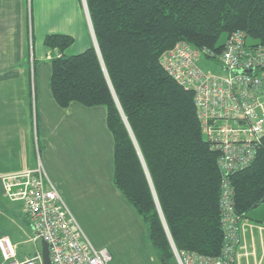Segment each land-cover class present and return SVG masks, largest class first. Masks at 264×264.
<instances>
[{
	"label": "trees",
	"instance_id": "trees-1",
	"mask_svg": "<svg viewBox=\"0 0 264 264\" xmlns=\"http://www.w3.org/2000/svg\"><path fill=\"white\" fill-rule=\"evenodd\" d=\"M97 44L71 53L73 37L49 34L56 105L103 107L112 136V184L133 209L161 264L217 256L222 248L217 152L202 135L194 95L164 67L184 42L214 49L242 30L264 42V0H85ZM33 65L35 60L33 59ZM244 219L264 199V137L255 160L231 177ZM174 246V249H173Z\"/></svg>",
	"mask_w": 264,
	"mask_h": 264
},
{
	"label": "built area",
	"instance_id": "built-area-1",
	"mask_svg": "<svg viewBox=\"0 0 264 264\" xmlns=\"http://www.w3.org/2000/svg\"><path fill=\"white\" fill-rule=\"evenodd\" d=\"M163 63L168 74L193 93L200 130L218 154L221 178L219 221L223 242L220 253L180 256L176 252L177 263L236 264L240 251L245 248L246 236L264 233V222L252 224L235 211L230 180L234 173L255 160L264 137V42L235 30L214 49L181 42L164 55ZM202 63H216L222 73L206 71ZM0 179L4 198L22 203L26 210L33 242L47 243L51 264H110V252L105 247L94 246L85 235L48 178L38 151L34 169L3 174ZM253 243L256 245L251 238L252 246ZM0 256L7 264H43L40 248L32 256L17 260L14 245L6 236L0 237Z\"/></svg>",
	"mask_w": 264,
	"mask_h": 264
},
{
	"label": "crops",
	"instance_id": "crops-1",
	"mask_svg": "<svg viewBox=\"0 0 264 264\" xmlns=\"http://www.w3.org/2000/svg\"><path fill=\"white\" fill-rule=\"evenodd\" d=\"M92 32L85 0H0V176L34 169L40 147L51 152L53 142L60 138L58 132L71 137L69 125L64 124L71 116L73 124L80 120L97 132L91 151L96 158L80 152L81 163L74 168L75 173L98 183L107 199L139 221L112 184L113 140L106 127L105 109L77 103L61 109L49 88L50 62L44 38L49 34L69 35L74 39L70 52L80 53L94 44ZM33 126L38 144L43 131V146L34 142Z\"/></svg>",
	"mask_w": 264,
	"mask_h": 264
},
{
	"label": "rangeland",
	"instance_id": "rangeland-1",
	"mask_svg": "<svg viewBox=\"0 0 264 264\" xmlns=\"http://www.w3.org/2000/svg\"><path fill=\"white\" fill-rule=\"evenodd\" d=\"M223 39L224 37L221 38ZM201 65L206 71L222 73L216 63ZM64 124L69 125L71 137L58 132L60 138L58 142H53L51 152L40 147L38 155L48 178L61 194L76 222L94 246L108 249L112 256L110 264H160L149 245L145 227L139 217L140 222L135 221L117 202L113 203L106 198L98 183L85 179L83 174L77 176L74 171L81 163L80 152L92 155V139L97 134L95 128L91 127L89 130L88 125L80 120L73 124L71 116ZM33 137L37 143L34 126ZM39 138V144L43 146V131ZM92 156L91 159L96 158L94 153ZM125 204L128 205L126 201ZM130 209L133 211L131 207ZM248 220L252 224L264 222V203L249 214ZM0 236L10 239L15 248L16 259L30 257L41 247L40 240L33 242L34 234L22 203L10 202L6 198L0 202ZM251 238L256 241V245H251ZM244 245L236 264H264V233L247 235ZM0 264H4L1 259Z\"/></svg>",
	"mask_w": 264,
	"mask_h": 264
},
{
	"label": "water",
	"instance_id": "water-1",
	"mask_svg": "<svg viewBox=\"0 0 264 264\" xmlns=\"http://www.w3.org/2000/svg\"><path fill=\"white\" fill-rule=\"evenodd\" d=\"M92 35H93V39H94V46L96 47V49H98L95 38H94V34H92ZM263 203H264V199L261 200L260 204H263ZM253 208L256 209L257 205H255ZM40 245H41L40 251H41V255H42L43 264H51L50 259H49V251H48L47 243L45 241L41 240ZM173 249H174V246H173ZM174 253H176L175 249H174Z\"/></svg>",
	"mask_w": 264,
	"mask_h": 264
}]
</instances>
